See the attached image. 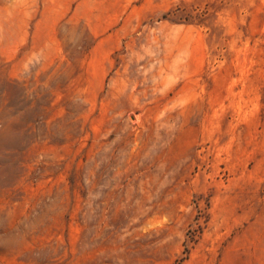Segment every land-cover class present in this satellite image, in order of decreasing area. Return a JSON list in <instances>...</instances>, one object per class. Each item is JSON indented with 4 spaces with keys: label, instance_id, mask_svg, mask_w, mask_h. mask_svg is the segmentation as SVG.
<instances>
[{
    "label": "rangeland",
    "instance_id": "obj_1",
    "mask_svg": "<svg viewBox=\"0 0 264 264\" xmlns=\"http://www.w3.org/2000/svg\"><path fill=\"white\" fill-rule=\"evenodd\" d=\"M0 264H264V0H0Z\"/></svg>",
    "mask_w": 264,
    "mask_h": 264
}]
</instances>
